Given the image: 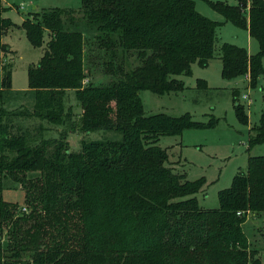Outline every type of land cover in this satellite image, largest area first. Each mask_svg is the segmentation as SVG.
<instances>
[{
  "label": "trees",
  "instance_id": "obj_1",
  "mask_svg": "<svg viewBox=\"0 0 264 264\" xmlns=\"http://www.w3.org/2000/svg\"><path fill=\"white\" fill-rule=\"evenodd\" d=\"M204 1L247 30L258 52L221 42L216 55L221 22L200 14L194 0H81L79 12L44 9L22 21L29 43L45 47L28 66L23 94L12 89L11 65L1 63L0 234L7 229V243L0 241V264H264L243 228L250 212H264V152L249 156L246 171L218 192L217 208L203 209L195 196L203 180L186 179L158 142L213 122L146 115L139 96L183 90L176 76L216 56L223 77L247 76L256 86L264 74V0ZM3 10L0 0L6 53L12 50L2 39L15 23ZM97 62L105 83L88 79ZM69 91L78 114L65 105ZM25 94L30 108L10 107ZM232 94L237 118L247 123ZM98 130L120 137L82 138L79 151L70 150L69 133ZM251 131L250 146L264 143V112ZM6 179L24 190L22 208L3 199Z\"/></svg>",
  "mask_w": 264,
  "mask_h": 264
},
{
  "label": "rangeland",
  "instance_id": "obj_2",
  "mask_svg": "<svg viewBox=\"0 0 264 264\" xmlns=\"http://www.w3.org/2000/svg\"><path fill=\"white\" fill-rule=\"evenodd\" d=\"M196 10L207 18L221 22L217 28V46L221 42L234 44L246 49L249 54L258 52V43L248 31L233 25L218 11L212 9L204 0H194ZM216 1V0H212ZM226 1L235 4L236 0ZM4 10L2 15L9 18L15 26L8 29L3 36V42L8 44L12 52L4 53L0 50V79L1 63L11 65V84L14 92L23 94L28 90L27 69L30 64H36L43 54L45 44L33 47L19 26L31 14L44 9L70 8L79 12L81 0H2ZM47 39V37H46ZM99 61V60H97ZM131 66H135L134 55L128 57ZM100 63V62H99ZM98 62L90 66L88 79L94 84L105 83L108 75L102 71ZM264 68V56L261 59ZM183 80L184 89L178 92L156 94L150 90H141L144 113L146 115L164 113L179 116L188 113L195 121L208 123L212 126L188 127L180 135L162 136L158 144L166 148L168 162L185 174L190 181L203 180L200 191L195 196L203 209L217 208L218 192L231 185L233 177L238 172H245L249 156L261 155L264 143L249 145V137L253 133L251 128L259 124L264 112V74L260 75L255 87H250L249 77L235 80L221 75V61L216 56L209 61L208 66L201 67L197 63L191 65V74L178 75ZM197 80L206 83V88H196ZM232 91L237 92L238 103L243 106L248 122H241L235 113ZM248 95L247 99L242 96ZM24 104L31 107L32 99L29 94L19 95L10 105ZM65 105L71 107L75 114L80 109L76 103L73 91L66 94ZM120 134L114 131L98 130L79 134L69 133L67 140L72 151H79L80 141L97 139H117ZM38 173H31V177ZM3 199L17 202L24 206V190L10 179L5 180ZM26 209V210H25ZM24 212L28 210L25 208ZM249 240V248L256 250L259 257H264V212L255 214L250 212L243 224ZM7 229L0 234V241L5 246Z\"/></svg>",
  "mask_w": 264,
  "mask_h": 264
},
{
  "label": "built area",
  "instance_id": "obj_3",
  "mask_svg": "<svg viewBox=\"0 0 264 264\" xmlns=\"http://www.w3.org/2000/svg\"><path fill=\"white\" fill-rule=\"evenodd\" d=\"M242 97H243L244 99H247V98H248V95H247V94H244Z\"/></svg>",
  "mask_w": 264,
  "mask_h": 264
},
{
  "label": "crops",
  "instance_id": "obj_4",
  "mask_svg": "<svg viewBox=\"0 0 264 264\" xmlns=\"http://www.w3.org/2000/svg\"><path fill=\"white\" fill-rule=\"evenodd\" d=\"M243 78V77H242ZM242 78H237V79H235V80H240V79H242ZM244 78H246V77H244Z\"/></svg>",
  "mask_w": 264,
  "mask_h": 264
}]
</instances>
